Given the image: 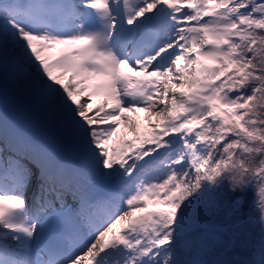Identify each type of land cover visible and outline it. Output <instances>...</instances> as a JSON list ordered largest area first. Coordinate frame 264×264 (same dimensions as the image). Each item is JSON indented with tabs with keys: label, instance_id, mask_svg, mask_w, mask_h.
<instances>
[{
	"label": "snow or ice",
	"instance_id": "6c2138e0",
	"mask_svg": "<svg viewBox=\"0 0 264 264\" xmlns=\"http://www.w3.org/2000/svg\"><path fill=\"white\" fill-rule=\"evenodd\" d=\"M0 264H264V0H0Z\"/></svg>",
	"mask_w": 264,
	"mask_h": 264
},
{
	"label": "rangeland",
	"instance_id": "374dc122",
	"mask_svg": "<svg viewBox=\"0 0 264 264\" xmlns=\"http://www.w3.org/2000/svg\"><path fill=\"white\" fill-rule=\"evenodd\" d=\"M101 99L102 96L98 95L93 98V103H99ZM127 115L131 117L133 122H135L137 132L140 131L147 132V128L144 127L145 122L142 119L145 115H147L146 113L143 112L128 113ZM121 133L123 134L130 133L132 135L131 131L128 129L127 125L123 121L121 122L120 129L118 130L117 138H119Z\"/></svg>",
	"mask_w": 264,
	"mask_h": 264
}]
</instances>
